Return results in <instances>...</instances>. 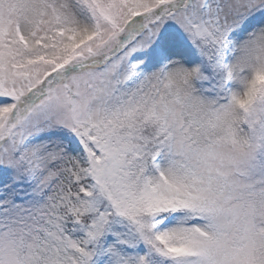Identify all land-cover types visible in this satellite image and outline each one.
<instances>
[{
  "label": "snow or ice",
  "instance_id": "obj_1",
  "mask_svg": "<svg viewBox=\"0 0 264 264\" xmlns=\"http://www.w3.org/2000/svg\"><path fill=\"white\" fill-rule=\"evenodd\" d=\"M0 264H264V0H0Z\"/></svg>",
  "mask_w": 264,
  "mask_h": 264
}]
</instances>
